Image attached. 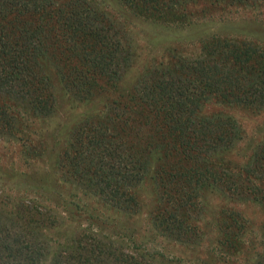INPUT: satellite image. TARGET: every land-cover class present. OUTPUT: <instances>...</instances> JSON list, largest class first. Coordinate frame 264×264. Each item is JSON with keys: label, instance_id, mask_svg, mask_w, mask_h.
Listing matches in <instances>:
<instances>
[{"label": "trees", "instance_id": "1", "mask_svg": "<svg viewBox=\"0 0 264 264\" xmlns=\"http://www.w3.org/2000/svg\"><path fill=\"white\" fill-rule=\"evenodd\" d=\"M117 1L166 35L172 31L167 41H179L173 30L197 25L185 6L226 0ZM119 25L126 29L97 0H0V136L27 140L26 117L54 116L60 97L96 101L100 113L81 112L53 131L57 184L78 188L106 207L136 213V192L149 184L155 199L151 224L185 242L199 236L195 222L207 187L226 186L228 192L256 197L264 207V139L250 148L245 163L231 165L221 156L239 143L236 119L203 112L211 102L264 110V48L189 32L179 38L199 40L196 52L169 48L166 58L126 81L137 50ZM53 177L41 171L31 178L47 183ZM31 208L26 205L29 216L22 215L31 220L14 214L2 220L4 264H36L43 256L32 211L42 212ZM262 233L253 264H264V225ZM81 237L65 243L52 264H112V252ZM226 239L233 244L234 236ZM113 263L121 258L114 256Z\"/></svg>", "mask_w": 264, "mask_h": 264}, {"label": "rangeland", "instance_id": "2", "mask_svg": "<svg viewBox=\"0 0 264 264\" xmlns=\"http://www.w3.org/2000/svg\"><path fill=\"white\" fill-rule=\"evenodd\" d=\"M97 1L125 25L126 29L122 25L119 27L131 34L136 47V61L127 73L126 81L133 79L145 67L166 58L169 48L177 47L183 53L196 52L199 40L184 43L179 38L189 32L191 36L207 33L252 42L264 48V0L243 3L197 1L189 4L184 7L185 12L197 21V25L173 30L179 35L176 36L179 41H167V35L172 31L166 35L167 30L143 22L117 0ZM178 30L182 31L178 33ZM58 103V113L54 116L34 120L26 117V124H31L26 131L29 140V137L27 140H10L0 136V230H3V221L9 214L29 216L24 209L26 205L31 208L34 204L33 209H40V214L32 211L37 220L34 228L42 233L40 243L46 250L43 248V256L36 264H52L59 249L65 243L76 242L80 233L83 241L95 242L101 249L112 252L109 256L112 264H115L114 256L121 258L120 264L254 263L261 252L264 225V207L255 200L256 197L228 192L222 185L205 188L201 195L203 211L195 222L199 236L193 238L194 242H185L163 234L151 224L149 211L155 199L149 184L136 192L140 205L137 213L106 207L78 188L57 184V174L54 175L52 169L54 157L51 155L54 129L67 124L81 112L98 114L101 111L96 101L73 103L60 97ZM203 112H221L236 119L241 129L239 143L221 156L231 165L245 163L250 148L264 139V110L211 102L203 107ZM41 171H47L54 176L53 179L42 183L31 178ZM23 217L20 218L22 221L31 220ZM231 236H234L233 244L226 239ZM0 253H3L1 249ZM4 259L5 256L0 254V264H4Z\"/></svg>", "mask_w": 264, "mask_h": 264}]
</instances>
